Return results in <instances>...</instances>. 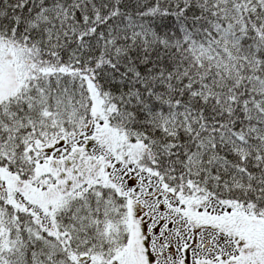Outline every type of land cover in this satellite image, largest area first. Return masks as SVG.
<instances>
[{
    "label": "snow or ice",
    "instance_id": "obj_1",
    "mask_svg": "<svg viewBox=\"0 0 264 264\" xmlns=\"http://www.w3.org/2000/svg\"><path fill=\"white\" fill-rule=\"evenodd\" d=\"M0 264H264V0H0Z\"/></svg>",
    "mask_w": 264,
    "mask_h": 264
}]
</instances>
